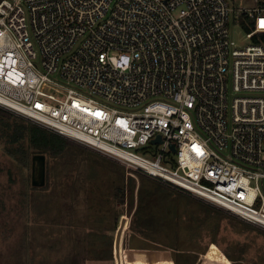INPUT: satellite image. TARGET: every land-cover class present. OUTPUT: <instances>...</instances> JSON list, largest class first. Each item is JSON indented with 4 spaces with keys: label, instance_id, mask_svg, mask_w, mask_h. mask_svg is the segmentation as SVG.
Segmentation results:
<instances>
[{
    "label": "built area",
    "instance_id": "1",
    "mask_svg": "<svg viewBox=\"0 0 264 264\" xmlns=\"http://www.w3.org/2000/svg\"><path fill=\"white\" fill-rule=\"evenodd\" d=\"M233 1L0 0V107L264 231V0Z\"/></svg>",
    "mask_w": 264,
    "mask_h": 264
},
{
    "label": "rangeland",
    "instance_id": "2",
    "mask_svg": "<svg viewBox=\"0 0 264 264\" xmlns=\"http://www.w3.org/2000/svg\"><path fill=\"white\" fill-rule=\"evenodd\" d=\"M29 123L0 107V264H264V231L71 140L38 153Z\"/></svg>",
    "mask_w": 264,
    "mask_h": 264
},
{
    "label": "trees",
    "instance_id": "3",
    "mask_svg": "<svg viewBox=\"0 0 264 264\" xmlns=\"http://www.w3.org/2000/svg\"><path fill=\"white\" fill-rule=\"evenodd\" d=\"M246 30L248 29L246 28ZM29 124H30V129H31L30 141H31V144L35 147V149L39 151L38 153H48L51 156H58L62 154V152L64 151L67 145H70V142L67 139L51 131L44 129L43 127L33 122ZM127 191L128 193H130V195L133 194L132 188L130 189L127 188ZM117 196H119V199L121 200V202L124 201V189L123 188L119 189ZM128 207L132 208V204L130 203ZM140 209H141V206L138 205L134 213L139 212Z\"/></svg>",
    "mask_w": 264,
    "mask_h": 264
},
{
    "label": "water",
    "instance_id": "4",
    "mask_svg": "<svg viewBox=\"0 0 264 264\" xmlns=\"http://www.w3.org/2000/svg\"><path fill=\"white\" fill-rule=\"evenodd\" d=\"M152 144L161 143V139L157 138L151 141ZM171 151L175 152L173 145L170 146ZM45 184V156L43 154H34L31 158V185L42 187ZM121 230V229H120Z\"/></svg>",
    "mask_w": 264,
    "mask_h": 264
},
{
    "label": "bare ground",
    "instance_id": "5",
    "mask_svg": "<svg viewBox=\"0 0 264 264\" xmlns=\"http://www.w3.org/2000/svg\"><path fill=\"white\" fill-rule=\"evenodd\" d=\"M122 154H123L124 156H126V157L128 156L126 153H122Z\"/></svg>",
    "mask_w": 264,
    "mask_h": 264
},
{
    "label": "snow or ice",
    "instance_id": "6",
    "mask_svg": "<svg viewBox=\"0 0 264 264\" xmlns=\"http://www.w3.org/2000/svg\"><path fill=\"white\" fill-rule=\"evenodd\" d=\"M262 27H264V22H262Z\"/></svg>",
    "mask_w": 264,
    "mask_h": 264
},
{
    "label": "crops",
    "instance_id": "7",
    "mask_svg": "<svg viewBox=\"0 0 264 264\" xmlns=\"http://www.w3.org/2000/svg\"><path fill=\"white\" fill-rule=\"evenodd\" d=\"M116 262H117V261H116ZM116 262H115V263H116Z\"/></svg>",
    "mask_w": 264,
    "mask_h": 264
}]
</instances>
